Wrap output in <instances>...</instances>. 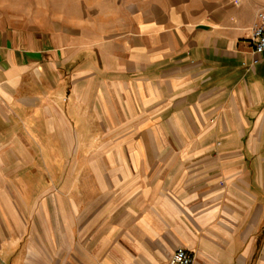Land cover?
<instances>
[{"label":"crops","instance_id":"obj_1","mask_svg":"<svg viewBox=\"0 0 264 264\" xmlns=\"http://www.w3.org/2000/svg\"><path fill=\"white\" fill-rule=\"evenodd\" d=\"M258 11L0 0V234L40 264H264Z\"/></svg>","mask_w":264,"mask_h":264},{"label":"rangeland","instance_id":"obj_2","mask_svg":"<svg viewBox=\"0 0 264 264\" xmlns=\"http://www.w3.org/2000/svg\"><path fill=\"white\" fill-rule=\"evenodd\" d=\"M0 225V231H3ZM0 264H40L39 257H31L29 247L33 244L37 248L40 246L38 239L30 240L25 237H8L7 234H0Z\"/></svg>","mask_w":264,"mask_h":264},{"label":"built area","instance_id":"obj_3","mask_svg":"<svg viewBox=\"0 0 264 264\" xmlns=\"http://www.w3.org/2000/svg\"><path fill=\"white\" fill-rule=\"evenodd\" d=\"M251 47L254 60L252 65L258 63L257 57L264 54V11L256 13L255 22L251 30ZM193 256L184 249L177 248L172 254L168 264H192Z\"/></svg>","mask_w":264,"mask_h":264}]
</instances>
